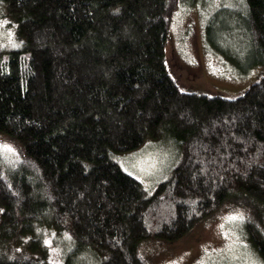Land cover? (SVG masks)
Wrapping results in <instances>:
<instances>
[{
  "label": "trees",
  "instance_id": "trees-1",
  "mask_svg": "<svg viewBox=\"0 0 264 264\" xmlns=\"http://www.w3.org/2000/svg\"><path fill=\"white\" fill-rule=\"evenodd\" d=\"M185 1L0 0L22 43L0 51V136L19 148L0 152V264H51V245L62 264H146L142 244L225 205L264 264V74L237 98L184 92L166 47ZM244 2L264 65V0ZM166 137L180 156L148 193L116 159Z\"/></svg>",
  "mask_w": 264,
  "mask_h": 264
},
{
  "label": "rangeland",
  "instance_id": "rangeland-1",
  "mask_svg": "<svg viewBox=\"0 0 264 264\" xmlns=\"http://www.w3.org/2000/svg\"><path fill=\"white\" fill-rule=\"evenodd\" d=\"M246 11L244 0H186L179 6L169 29L166 64L184 92L237 98L263 76L264 65L254 66L255 57L243 34ZM20 45L7 16H0V51ZM0 152L9 163L19 158V148L4 136H0ZM179 156L175 141L166 137L148 140L116 161L153 193L168 179ZM247 227L242 212L225 205L214 220L181 241H149L139 253L146 264H262L247 237ZM61 254L60 248L51 245V264H62Z\"/></svg>",
  "mask_w": 264,
  "mask_h": 264
},
{
  "label": "snow or ice",
  "instance_id": "snow-or-ice-1",
  "mask_svg": "<svg viewBox=\"0 0 264 264\" xmlns=\"http://www.w3.org/2000/svg\"><path fill=\"white\" fill-rule=\"evenodd\" d=\"M231 219L232 220H236V219H239V217H232Z\"/></svg>",
  "mask_w": 264,
  "mask_h": 264
}]
</instances>
